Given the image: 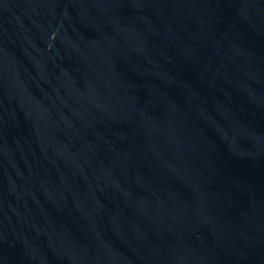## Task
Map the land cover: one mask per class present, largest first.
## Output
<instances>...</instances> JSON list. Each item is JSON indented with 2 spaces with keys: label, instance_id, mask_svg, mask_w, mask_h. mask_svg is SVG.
<instances>
[{
  "label": "water",
  "instance_id": "95a60500",
  "mask_svg": "<svg viewBox=\"0 0 264 264\" xmlns=\"http://www.w3.org/2000/svg\"><path fill=\"white\" fill-rule=\"evenodd\" d=\"M0 264H264L228 0H0Z\"/></svg>",
  "mask_w": 264,
  "mask_h": 264
}]
</instances>
